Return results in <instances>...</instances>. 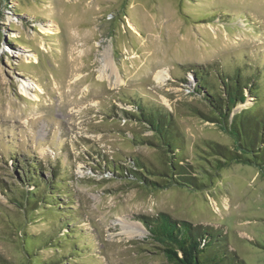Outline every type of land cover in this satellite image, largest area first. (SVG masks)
Segmentation results:
<instances>
[{"label":"rangeland","instance_id":"obj_1","mask_svg":"<svg viewBox=\"0 0 264 264\" xmlns=\"http://www.w3.org/2000/svg\"><path fill=\"white\" fill-rule=\"evenodd\" d=\"M248 63L264 67V0H0V259L27 264L23 230L49 236L61 213L72 218L84 264H169L144 222L165 212L220 229L245 264H264L257 166L233 164L203 190H155L115 174L136 169L135 159L163 167L153 130L126 115L137 99L173 115L193 169L206 164L205 141L234 146L230 133L196 114L207 107L193 71ZM19 159L41 162L45 179L60 171L61 212L26 216L24 194L34 185Z\"/></svg>","mask_w":264,"mask_h":264},{"label":"trees","instance_id":"obj_2","mask_svg":"<svg viewBox=\"0 0 264 264\" xmlns=\"http://www.w3.org/2000/svg\"><path fill=\"white\" fill-rule=\"evenodd\" d=\"M198 68H192L197 83L195 92L207 111L198 108L196 114L202 120L213 122L230 133L235 139V145L205 141L207 155L203 159L206 164H201L200 169H193L191 163H185L183 137L173 115L137 99L136 111L126 115L147 123L153 130L158 146L165 152L163 167H148L145 162L135 159L133 163L136 169L128 170L118 166L121 172L115 174H131L144 186L155 190L174 186L203 190L210 186L213 177L233 164H253L264 173V67L248 63L228 73L224 70L215 72L213 68ZM215 74L217 81L213 78ZM249 98L253 101L251 106L235 111L239 104ZM143 141L153 144V141L146 138ZM19 161L26 165L24 181L29 186L34 185V189L24 194L25 202L21 208L25 213L33 210H40L43 215H50L53 211L61 212L63 208L60 204L64 203L59 197L66 193L62 190L66 183L57 180L60 171L50 167L51 178L45 179L42 174L45 167L41 162L26 164L25 160ZM116 168L114 166L112 169ZM66 204L71 203L68 201ZM60 214L54 215L53 222H57V226L53 225L56 230L49 236L45 233L28 235L26 229L23 230L22 243L27 253V264H84L78 261L84 256V249L77 244L76 229L70 227L72 218H62ZM144 222L150 239L169 264H245L230 249L226 234L223 235V231L214 226L194 225L165 212L145 219ZM48 248H54L55 251L62 249L63 256L55 257L54 260H41L40 249ZM0 264L5 263L0 259Z\"/></svg>","mask_w":264,"mask_h":264},{"label":"bare ground","instance_id":"obj_3","mask_svg":"<svg viewBox=\"0 0 264 264\" xmlns=\"http://www.w3.org/2000/svg\"><path fill=\"white\" fill-rule=\"evenodd\" d=\"M108 67H110L112 70L114 69V64L111 57L107 58V64Z\"/></svg>","mask_w":264,"mask_h":264}]
</instances>
